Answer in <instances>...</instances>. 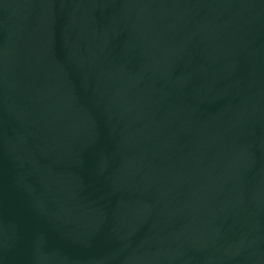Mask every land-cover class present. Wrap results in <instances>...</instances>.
Returning a JSON list of instances; mask_svg holds the SVG:
<instances>
[{
  "label": "water",
  "instance_id": "water-1",
  "mask_svg": "<svg viewBox=\"0 0 264 264\" xmlns=\"http://www.w3.org/2000/svg\"><path fill=\"white\" fill-rule=\"evenodd\" d=\"M0 264H264V0H0Z\"/></svg>",
  "mask_w": 264,
  "mask_h": 264
}]
</instances>
